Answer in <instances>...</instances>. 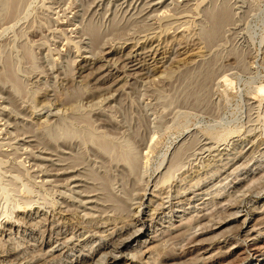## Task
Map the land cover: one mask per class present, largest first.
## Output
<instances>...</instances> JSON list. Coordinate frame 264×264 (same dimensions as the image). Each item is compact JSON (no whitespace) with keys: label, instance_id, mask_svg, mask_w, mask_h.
I'll return each instance as SVG.
<instances>
[{"label":"rangeland","instance_id":"rangeland-1","mask_svg":"<svg viewBox=\"0 0 264 264\" xmlns=\"http://www.w3.org/2000/svg\"><path fill=\"white\" fill-rule=\"evenodd\" d=\"M263 89L264 0H0V264H264Z\"/></svg>","mask_w":264,"mask_h":264},{"label":"bare ground","instance_id":"bare-ground-1","mask_svg":"<svg viewBox=\"0 0 264 264\" xmlns=\"http://www.w3.org/2000/svg\"><path fill=\"white\" fill-rule=\"evenodd\" d=\"M262 93H263V95H264V89H263V91H262ZM76 166V165H75ZM66 171V170H65ZM62 172V171H61ZM216 238V237H215ZM126 241V240H125ZM218 241V240H217ZM205 242V241H204ZM201 243H203V242H201ZM171 252V251H170Z\"/></svg>","mask_w":264,"mask_h":264}]
</instances>
